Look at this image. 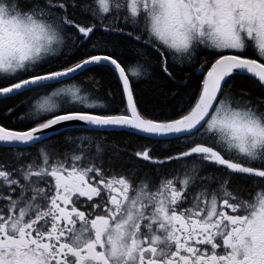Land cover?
<instances>
[{"label": "snow or ice", "instance_id": "snow-or-ice-1", "mask_svg": "<svg viewBox=\"0 0 264 264\" xmlns=\"http://www.w3.org/2000/svg\"><path fill=\"white\" fill-rule=\"evenodd\" d=\"M0 105V264H264V0H0Z\"/></svg>", "mask_w": 264, "mask_h": 264}, {"label": "trees", "instance_id": "trees-1", "mask_svg": "<svg viewBox=\"0 0 264 264\" xmlns=\"http://www.w3.org/2000/svg\"><path fill=\"white\" fill-rule=\"evenodd\" d=\"M103 83H104V87L99 89V92L101 95L104 94L106 88H113V89L115 88V82L110 76H105ZM158 83H160L159 80L149 81L147 83L142 82L139 84V89H140L141 94L145 100L151 101V100L156 99L155 93H156V88H157ZM243 86L247 87L248 85L246 83H244ZM9 103L12 104L14 107L17 106V101H11ZM3 107H4L3 105H0V112L3 111ZM17 110L22 112L24 110V105H22V104L19 105ZM57 142L63 143V138L58 136ZM106 142L110 143V144H120V145H124V144L134 145L137 143H141V142L133 141V140H131V138L123 136V135L109 136V137H107Z\"/></svg>", "mask_w": 264, "mask_h": 264}, {"label": "flooded vegetation", "instance_id": "flooded-vegetation-1", "mask_svg": "<svg viewBox=\"0 0 264 264\" xmlns=\"http://www.w3.org/2000/svg\"><path fill=\"white\" fill-rule=\"evenodd\" d=\"M144 143L146 142H141V143H137V144H134V145H131V147H135L137 149H139ZM150 147H152L156 152L157 154H161V153H164L166 151H175L176 150V146H165V145H148ZM131 150V148L129 149Z\"/></svg>", "mask_w": 264, "mask_h": 264}]
</instances>
